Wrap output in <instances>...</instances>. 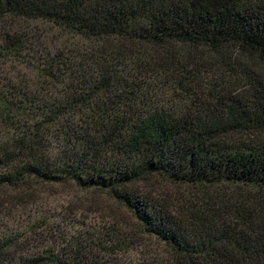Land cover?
<instances>
[{
    "label": "trees",
    "instance_id": "trees-1",
    "mask_svg": "<svg viewBox=\"0 0 264 264\" xmlns=\"http://www.w3.org/2000/svg\"><path fill=\"white\" fill-rule=\"evenodd\" d=\"M2 221L0 264H264V0H0Z\"/></svg>",
    "mask_w": 264,
    "mask_h": 264
},
{
    "label": "rangeland",
    "instance_id": "rangeland-1",
    "mask_svg": "<svg viewBox=\"0 0 264 264\" xmlns=\"http://www.w3.org/2000/svg\"><path fill=\"white\" fill-rule=\"evenodd\" d=\"M49 27H47L45 30H48ZM48 36L45 37L46 41L49 42L50 40L53 39V37L56 36H50V34H55L49 31ZM60 38V36H59ZM63 36H61V39ZM12 72L14 70L11 69ZM165 109L171 110L172 105H165ZM136 187L144 190V191H149L153 192L154 194L159 196V199H166L169 201V203L174 204V203H179V200L181 199V196L183 194L189 195V189L188 188H183V187H178L171 185L169 183H163L160 179H154L153 181L150 182H145V183H139L136 185ZM48 190V189H47ZM53 191L57 193L56 195L52 193H43L41 195V199L43 198V204L46 208H51L53 206L58 205V209L60 207H64L66 209L67 207H72L73 209L76 208V205H83L85 208H88L89 206H100V208H107L109 207L110 211H112V215L114 217H117L118 215H122L124 212L119 208V206L111 200L108 196L104 195H97V194H85L83 192L78 191L72 184L65 185L62 187H53ZM148 193V192H145ZM40 199V201H41ZM81 200V203H80ZM42 207V204L40 205ZM63 209V208H60ZM101 214V213H100ZM103 214V213H102ZM3 224V221L0 223ZM148 247L149 250L152 253H159L161 256L165 255L166 251L162 246L157 244L155 241L148 240ZM137 257L141 258V254L137 252V256H132V259L135 260Z\"/></svg>",
    "mask_w": 264,
    "mask_h": 264
}]
</instances>
